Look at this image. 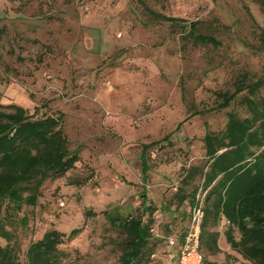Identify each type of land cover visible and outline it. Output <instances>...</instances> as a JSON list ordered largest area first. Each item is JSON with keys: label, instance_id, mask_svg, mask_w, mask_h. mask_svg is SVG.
Returning a JSON list of instances; mask_svg holds the SVG:
<instances>
[{"label": "rangeland", "instance_id": "obj_1", "mask_svg": "<svg viewBox=\"0 0 264 264\" xmlns=\"http://www.w3.org/2000/svg\"><path fill=\"white\" fill-rule=\"evenodd\" d=\"M141 1L220 43H196L184 23L152 19ZM263 30L253 0H0L2 103L63 112L80 151L73 170L44 183L35 207L4 205L0 245L28 264L30 245L54 228L66 234L54 264H118L126 239L118 218L152 216L162 235L173 221L184 228L189 206L172 198L186 170L207 161L206 133L223 131L234 109L245 114L243 95L215 108L219 93L264 74ZM152 244L143 264H174L166 240ZM204 246L205 264H255L228 245L214 254Z\"/></svg>", "mask_w": 264, "mask_h": 264}, {"label": "trees", "instance_id": "obj_2", "mask_svg": "<svg viewBox=\"0 0 264 264\" xmlns=\"http://www.w3.org/2000/svg\"><path fill=\"white\" fill-rule=\"evenodd\" d=\"M253 1L264 10V0ZM142 3L146 13L154 20L172 24L183 21L158 13ZM182 23L186 25V30H190L188 35L196 43H220L213 36L197 33L196 22ZM248 79L245 75L239 80L234 93H219L223 101L215 109H225L239 95H243L246 112L230 111L223 131L206 133L203 144L207 161L186 170L182 187L172 198L177 207L189 206L188 212L182 215V220L186 221L184 228H178L175 221L170 222L166 227L168 234L159 233L158 237L151 232L154 226L157 227L152 216L149 220L143 218L144 214L118 218L126 233L118 264H143L153 254V239L167 241L173 236L182 240L192 209L200 201H203L205 211L203 251L206 245L211 253L219 252L221 232L210 228L221 223L227 227L224 235L232 249L255 264H264V74L247 82ZM39 112L38 106L32 113L18 104L6 105L0 97V236L3 238H6L2 226L4 205L17 211L24 206L35 207L44 183L64 177L80 161V151L71 149V140L65 129V114L45 111L39 116ZM141 157L146 174L150 169L146 150ZM197 178L200 182L195 186ZM143 210L153 214L156 208H150L144 201ZM81 230L74 229L69 239L76 237ZM236 231L240 235L239 240L236 239ZM65 236L57 229L48 230L40 240L30 245L28 264H54L59 261L62 254L60 246ZM170 249L174 254V250ZM0 264L23 263L15 259L10 245H0Z\"/></svg>", "mask_w": 264, "mask_h": 264}, {"label": "built area", "instance_id": "obj_3", "mask_svg": "<svg viewBox=\"0 0 264 264\" xmlns=\"http://www.w3.org/2000/svg\"><path fill=\"white\" fill-rule=\"evenodd\" d=\"M201 199L203 200V197ZM204 219L203 201H200V204L192 209L182 240L173 236L167 238L168 246L174 250V264H205L202 249ZM151 232L159 237L156 226L151 229Z\"/></svg>", "mask_w": 264, "mask_h": 264}, {"label": "crops", "instance_id": "obj_4", "mask_svg": "<svg viewBox=\"0 0 264 264\" xmlns=\"http://www.w3.org/2000/svg\"><path fill=\"white\" fill-rule=\"evenodd\" d=\"M90 153H89V155L90 156H96L95 154H97V153H94V152H91V151H89ZM92 154V155H91ZM90 158V157H89ZM94 158H96V157H94ZM92 160V159H91ZM96 160V159H95ZM221 244H223V245H228V243H227V241H226V238H225V235H224V232L222 233L221 232V234H220V238H219V246L220 247H222L221 246ZM229 246V245H228ZM173 257V256H172Z\"/></svg>", "mask_w": 264, "mask_h": 264}]
</instances>
